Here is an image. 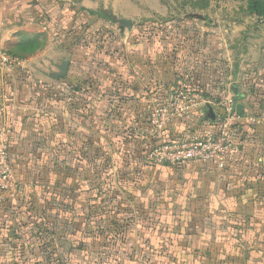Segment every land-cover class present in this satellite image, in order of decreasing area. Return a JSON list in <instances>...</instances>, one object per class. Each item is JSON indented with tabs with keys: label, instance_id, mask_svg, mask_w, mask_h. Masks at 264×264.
<instances>
[{
	"label": "rangeland",
	"instance_id": "obj_1",
	"mask_svg": "<svg viewBox=\"0 0 264 264\" xmlns=\"http://www.w3.org/2000/svg\"><path fill=\"white\" fill-rule=\"evenodd\" d=\"M85 10L92 11L94 14H89ZM110 14L118 19L132 20V30H122L119 24L112 21ZM190 14H198L203 19L192 18ZM13 27L17 30L13 38L2 41L4 30ZM262 30L264 32V26ZM0 44L20 62H50L40 68L35 63H31L32 67L20 69L28 78L31 91L38 92L41 96H51L58 90L63 92V80H68L70 76L92 83L94 80L99 82L102 79L103 91L100 90V93H103V100L99 103L103 108L105 124L103 141L98 143L101 149L99 158L104 161L108 157L105 155L106 152L116 151L113 154V164L116 162L117 166L114 165L111 168H114L115 173L118 172L116 188L124 187V189H117L116 192L120 194L118 199L127 201L133 212L129 217L130 231H122L118 235L114 232H104V230L101 232L91 226L85 227V219H78L75 224H79L81 231L78 229L77 235L74 236L76 238L74 244L70 241L64 243L57 241L53 249L49 245L44 250L45 254H50V257L43 255L40 251L41 256L35 258V261L41 262L40 264H109L106 262L108 258H119L123 260L119 264H173L174 257H177L175 264H182L180 262L185 260H181V255H169V251H165L160 244L162 235L154 231L151 226L147 227L150 222L153 223L151 218L160 215V219L154 220L175 223L186 235L199 231L210 236L212 231L219 228H221L220 232L224 233L223 225L228 224L231 218L228 213L231 212L238 213L237 217L249 218L251 222L248 224L253 230L248 231L246 234L248 237L257 235L255 250L250 258L252 261L249 260V262L252 264L264 262L262 252L259 253V250L264 251V244L259 239V220L264 219V200L259 199V187H263L262 190H264V181L259 180V170L247 175L252 179L250 180L255 185L254 189L248 187V184L239 183L240 181L236 180L239 176H236L230 179L229 188H232L230 192L225 190L223 193L221 190L219 194L216 189L215 192L213 191L215 195L209 196V198L215 197L218 202L227 201L228 203L227 207L220 205L227 211L222 212L224 216L217 218V221L221 223L216 221L214 224L216 228L209 225L208 214H214L212 211L203 214V225L200 218L192 220L189 212L183 213L180 219L178 218L180 217L178 213L182 209L180 207L186 205L188 198L203 204L206 201L204 198L211 190L209 186L202 180L197 182L198 184H189L185 177L177 176L189 171V165L156 166L152 164L147 155V149L150 148L152 140L148 135L141 133L145 128L138 130L140 143L138 152L127 150V145L117 140L113 119V114L118 110L113 99L118 87L116 83L122 82L121 90L127 91L128 76L143 79L149 73L143 71V55L146 57L149 55L153 62H161L163 66H168L177 79L180 77L184 80L188 77L184 78L183 72L194 66L193 62H199V60L208 62L205 59L206 54L213 56L211 62L258 59L259 18L250 13L247 0H0ZM38 56H41L40 61L37 60ZM65 62H69L68 73L60 80L59 87H53V74H60ZM133 62H137V67L132 65ZM160 64L153 65L155 67L151 68L152 75L154 72L160 73L163 67ZM165 70L164 68L163 71ZM171 72L166 71L167 74ZM76 81L73 79L71 87H68L72 94L71 107L74 110H78L82 102L77 95L82 86L74 83ZM187 81L192 84L191 81ZM92 85L95 90L96 85ZM54 101L55 105L63 106L62 97L55 95ZM143 117L147 119L148 116ZM98 129L100 130V127ZM93 154L95 153L92 151L88 152V158ZM107 166L110 167L111 163ZM83 167L87 168L85 164ZM86 172L90 178L88 182L92 181L95 176L90 171ZM77 176L74 175L75 178H78ZM233 180L236 181L233 182ZM62 187L63 184L51 191L45 190L47 194L50 192V196L51 192L56 190L53 194L56 207L60 204L63 207L65 201L72 204L71 198L65 195ZM143 190L147 191L143 193ZM34 192L35 190L31 188L27 189L26 197L11 207L17 219L25 224L40 220L42 228L49 227V233L55 236H68L73 232V226H63L60 219L55 218L56 209H43L42 214L41 209L44 204L41 203L40 212L36 211L39 209V204L36 203L37 194ZM39 192L44 194L41 190ZM82 198L76 200L77 208L87 213L92 206L91 199L95 198L94 193ZM107 198V195L103 194L99 203H103ZM45 206H51V204L46 203ZM178 206H180L179 209ZM175 215L177 217L173 220ZM13 216L10 215L8 218ZM69 216V214H63V217ZM164 216L168 219H164ZM241 222L244 223V221ZM199 225L202 228L198 230ZM245 227L244 225L243 228ZM24 231L27 230L24 228ZM91 231L101 235L88 236L87 234ZM79 232L80 234L83 232L82 238L79 237ZM110 241L113 242L108 244ZM224 241L225 239H222L220 243ZM178 242L174 247H177L178 251L186 250L185 241ZM228 243L229 241H226L225 246ZM28 249L31 250L30 244ZM200 250L206 252V247L201 244ZM219 250L225 251L222 252L223 256H227L228 251L236 253L239 248L226 249L220 245L217 248V251ZM185 253L187 256L191 254L188 251ZM163 254L166 255L164 258L161 257ZM152 255H156V259L152 260ZM143 258H146V263H142ZM0 262L1 264H31L34 261L31 263L22 261L18 256L14 260L3 259ZM186 264L191 263L186 260Z\"/></svg>",
	"mask_w": 264,
	"mask_h": 264
},
{
	"label": "crops",
	"instance_id": "obj_2",
	"mask_svg": "<svg viewBox=\"0 0 264 264\" xmlns=\"http://www.w3.org/2000/svg\"><path fill=\"white\" fill-rule=\"evenodd\" d=\"M263 26L264 21L259 19L258 59L238 60V62H230L229 59L228 62H223V60L211 62L213 56L206 54L205 59L208 62H202V60L193 62L194 66L183 72L184 78L188 77L185 80L191 81L195 88L205 91L213 100L220 101L229 94L234 96L231 92L232 87L237 88L241 96V99L236 101L237 107L241 106V110L238 112V125L233 132L234 140L241 144L238 160L231 163L225 171L218 170L212 164L194 163L189 165V171L182 172L184 174L180 173L183 176L177 175L179 178L185 177L189 184H196L202 180L211 189L204 198L206 201L203 204L197 206L194 203L191 204L193 209L198 208L202 211L215 213L217 208L223 207L220 206L221 204H226L225 201L224 204L218 202L215 197V199L209 198L211 194L215 195L214 190L217 189L219 194H221V190L225 193V190L230 189V179L233 177L247 176L251 172L256 170L260 172L264 168ZM4 31L2 41H9L17 30L13 27ZM220 46L222 47V45ZM56 55L58 57V54ZM40 57L38 56V61H40ZM143 57V71L149 72L148 75L143 79L128 76L127 91L121 90L122 82L116 83L118 87L114 92L115 96H113L118 108L117 112L114 111L113 114L117 140H127V150L135 153L140 149L136 131L145 127L149 128V117L155 105L180 82L185 81L180 77L177 79L168 66H163L160 64L161 62H153L149 55L147 57L143 55ZM21 63V66L15 67L8 76H0V124H6L10 131V162L15 178L20 190L25 194L29 188L37 189V185H42L47 177L51 178L50 175L55 172L57 167H62V177L64 178L62 188L65 195H72L70 181L66 178L65 172L72 166L74 153V161H78L76 154L79 153V162H81L87 156L89 141H93L91 135L95 138L96 147L103 141L105 118L100 104L103 100V93H100L103 91V81L102 79L99 82L94 80L92 83L70 76L68 80H63V92L54 91L51 96L45 97L38 92L31 91L29 80L20 69H26L27 66L32 67L31 63H35L40 68L50 62ZM156 63L163 67L159 74H155V70H153L152 75L151 68H154L153 65ZM132 65L137 67V62H133ZM164 68L165 71H163ZM166 71L171 74H167ZM164 72L165 74H163ZM58 75L59 73L53 74V87L61 84L62 78H58ZM73 79L77 80L74 83L82 86L77 92L78 97L82 100L78 110L71 107L72 94L68 87H71ZM92 84L96 85L95 90ZM55 95L63 98L62 107L55 105ZM214 110L218 112L217 108ZM207 113V109L196 110L183 119L173 120L165 130V137L168 140L204 137L213 131L214 124V121L207 119ZM143 116L148 117L145 119ZM72 145H75V149ZM55 174L51 178L52 183H55V178L58 180L61 178V175L56 176ZM51 189L53 187L48 190ZM146 191L143 190V193ZM78 194L82 196L84 192L80 191ZM189 201L195 202L188 198L185 206L190 204ZM185 206L177 208L180 207L183 211ZM0 207L2 208L3 205L0 204ZM1 208L0 215L3 214ZM212 215L208 214L209 217ZM9 237L21 243L22 250L18 254L22 256L23 260L41 256L35 241H31L30 237L20 235H9ZM56 241L64 243L70 240H66L65 236H62L56 238ZM31 243L34 245L30 250L28 244Z\"/></svg>",
	"mask_w": 264,
	"mask_h": 264
},
{
	"label": "trees",
	"instance_id": "obj_3",
	"mask_svg": "<svg viewBox=\"0 0 264 264\" xmlns=\"http://www.w3.org/2000/svg\"><path fill=\"white\" fill-rule=\"evenodd\" d=\"M247 4H248V10L250 11L251 14H253L255 17L261 20H264V0H247ZM85 11H87L89 14H94V12L92 11H88V10H85ZM11 55L14 56L13 54ZM185 82H188V81L185 80ZM199 91H202V90H199ZM203 94L206 98L211 97L207 95L205 91L203 92ZM234 99L235 101H238L241 99V96L239 95L238 97H234ZM148 127H149V124H148ZM136 132L137 134L139 133L138 131ZM91 138L93 141L92 142L89 141L88 143L87 155H88V152H91V151L92 153H95V154H93V156L89 158L88 156H86L85 160H82L81 158L82 161L79 162V157H78L79 153L77 152L78 154H76V159L78 161L75 162L74 161L75 153H74L72 166L70 169H67L65 172L66 178L69 179L70 186L72 188V195L68 196L69 198H71L70 200L72 204L70 202L69 203H67L66 201L64 202L63 200L64 202V203L62 202L64 204L63 207L61 204L56 207L55 206L56 199H55V196L53 195L55 194L56 190H54L53 193L51 192V196L49 195L50 192L48 194L45 193V190H48L49 188H52V187L53 189H55L56 187H60V185L63 184L64 178L62 177V172H63L62 167H57L55 169L56 174L54 172L52 175H50L51 177L54 174L56 176L61 175L60 180L55 178L54 179L55 183H52L53 180L50 177H47L42 185H37V189L33 188V190H35L34 193L37 194L36 203L39 204V209H36V211L40 212V207L42 204H44L41 209L42 214L44 213L43 209L45 210H55L56 209L57 216L55 218L60 219V222H62L63 226H66V225L73 226V229H72L73 232H71L73 234L70 233L68 234V236L67 235L65 236L66 240L69 239L71 241L70 243L72 244H74V241H76V238L74 236L77 235L76 233L78 232V229H79V224H75L77 223L78 219H85V227L91 226V227L96 228L98 231L103 232L104 230V232H108V233L114 232L116 235L120 234V232L122 231L124 232L130 231V227H131V220L129 217L131 214H133V212L132 210H130L131 208L127 204V201L124 202L118 199V196L120 194L116 191L117 189H124V187L122 186L121 188H116V184H117L116 176L118 172L115 173L114 168H111V167H114V165L117 166L116 162L113 164L114 162L113 154H115L116 151L113 150L111 152L110 151L106 152L105 155L108 157L104 161H102L99 158V153L101 149L99 145H97V147L95 146L94 136L91 135ZM126 141L127 140L124 139L119 142L126 145ZM72 146H73V149H75L74 147L75 145H72ZM121 156H123V154H121ZM110 163H111V166L108 167L107 165H110ZM84 164L87 167L86 169L83 167ZM103 166H105L104 170H102ZM72 169L74 173L72 172ZM86 171H90V173H92L93 176H95L90 182H88L90 178L88 177V173ZM74 175H78L77 176L78 178H75ZM250 179L251 178H248L247 176H243V177L237 178L236 180H239L240 181L239 183H242L243 185L248 184L247 185L248 187H250L251 189H254L255 185L253 184V182H251L252 179L251 180ZM236 180H233V182H235ZM259 180L264 181V168L262 171L259 172ZM46 182L47 184H45ZM130 185L131 183L129 184V186ZM84 188H86V190ZM262 188L263 187L261 188L259 187V199L260 200H264V190H262ZM230 189L228 190L229 192H230ZM39 190H41V193L44 192V194H39L40 193ZM74 190H76L77 192H75ZM48 191H51V190H48ZM80 191L84 192V195L80 196L78 194ZM93 193H94L95 198H92L90 201L92 203V206L89 208V211L87 213L86 212L84 213L83 209L77 208L78 202L76 203V200L79 199L80 197L82 198L88 194H93ZM103 194L107 195L108 198L105 199L103 203H99V199L100 197L103 196ZM26 195L27 193L23 194V192L20 190V187H19L17 194L13 198L0 202L1 206L3 205L2 208L0 207L3 213L0 216V261L3 259H7L8 261H11V260H14V258H17L18 256L22 261H24L22 259V256L18 254V252L22 250L20 248L21 243L16 242V239L10 238L9 235H12V236L28 235L27 237H30L31 241L33 240L35 241L34 243L39 248V251L43 252V255L45 254L44 250L47 249L49 245L53 249V246L57 242L56 238L62 237L60 235L55 236L53 233H49L50 231L49 227L42 228V221L40 220H34L27 224H23L21 223V221L17 219V215L14 213L11 207H13L14 203L20 202L21 200H23V198H25ZM195 202L189 201L190 204L188 206H185L183 211L182 210L180 211L181 214L178 213L180 216L178 218L182 219L181 217L182 214L189 212V214L191 213L192 220L200 218L201 225H203L204 224L203 214L205 215V213L208 211H202L198 208L193 209V205H191L192 203L196 204V206L198 205V203L197 202L195 203ZM46 203L51 204V206H45ZM225 203H226L225 206L227 207L228 205L227 201ZM19 206H20V203H19ZM226 211L227 210L224 208V206L223 208H220V207L217 208V211L212 216L210 217L208 216L209 217L208 220H210L209 225L216 228L214 224L217 221V218L220 216H224V213L222 212H226ZM9 214L11 216L14 215L13 218H8V216H10ZM63 214L64 215L69 214L70 216L63 217ZM166 214H171V213L166 212ZM228 214L230 215L231 218L228 220V224L225 223L223 225V228L225 227L224 233L220 232L221 228H219L218 230L216 229L212 231L210 236L205 235L206 233L204 232L196 231L195 227L193 228H194V231L196 232H194L193 234H190V235L183 234L182 228H179L175 223H171V224L170 222L162 223L160 220H154L158 218L160 219L161 218L160 215L155 216V218L153 219L151 218V221L153 220L154 224L150 222V224L147 227L151 226V228H153L154 231L162 235V242L160 244H162L165 251H169L168 252L169 255L171 254L181 255V260H185V262L183 261L180 262L182 264H186V260L190 261L191 264H252L249 262V260H251L250 259L251 253L255 250V238L257 235L252 236V237H248L246 235L248 231L253 230V228L249 227L250 224H248L251 221L249 220V218L247 219V218L237 217L238 213L230 212ZM42 217L44 216L42 215ZM175 217L177 216L175 215L173 217V220L175 219ZM163 218L168 219L167 216H164ZM164 221H167V220H164ZM241 221H244V223H242ZM217 223H221V222L217 221ZM201 225H199L198 230L202 228ZM244 225L246 226L245 228H243ZM24 228L27 231H24ZM28 229L30 230L28 231ZM187 230H189V228ZM12 231H13V234H11ZM79 231H81V229H79ZM79 235H80L79 237L82 238L83 232L81 234L79 232ZM87 235L88 236L89 235L100 236L101 234L91 231V233ZM193 237L195 238L193 239ZM178 239L181 240V242L185 241L184 243L187 246L186 250L178 251L179 249L177 247H174L179 243ZM222 239H225V241L220 243ZM259 239L264 244V219L259 220ZM226 241H229V243L225 246ZM112 242L113 241H110L108 242V244ZM121 242L122 243L124 242V238H123V241ZM199 243L200 245L202 244L203 246L206 247V252H203L200 250ZM33 245H34L33 243L30 244L31 247H33ZM220 245H223L224 248L226 249H229L232 247H238L239 250L236 253L232 251H228L229 253L227 252V256H223L222 252H225V251H222V250L217 251V248ZM126 249H128V246H126ZM186 251H188L191 254L187 256L185 253ZM261 252L263 255L262 259L264 260V251L259 250L260 254ZM45 256L50 257V254L46 253ZM165 256L166 255L163 254L161 257L164 258ZM151 259L152 260L156 259V255H152ZM176 259L177 257H174L173 264H175ZM25 260L28 261L29 263L34 261L31 264L41 263V262H37V260L35 261V258L33 259L29 258ZM211 260H215V261H211ZM122 261L119 260V258H116V259L108 258L106 262L109 264H112V263L119 264ZM141 261L142 263H146V258L141 259ZM260 264H264V262Z\"/></svg>",
	"mask_w": 264,
	"mask_h": 264
},
{
	"label": "built area",
	"instance_id": "obj_4",
	"mask_svg": "<svg viewBox=\"0 0 264 264\" xmlns=\"http://www.w3.org/2000/svg\"><path fill=\"white\" fill-rule=\"evenodd\" d=\"M21 64L0 44L1 77L8 76ZM208 107L218 109L212 132L196 139L168 140L165 137V130L173 120ZM238 120L237 104L232 94L216 101L206 98L191 83L182 81L155 105L149 117V128L141 131L152 140L147 149L148 160L156 166L207 163L225 171L241 153V144L233 138ZM10 144V131L6 124H0V202L13 198L19 189L10 162Z\"/></svg>",
	"mask_w": 264,
	"mask_h": 264
},
{
	"label": "water",
	"instance_id": "obj_5",
	"mask_svg": "<svg viewBox=\"0 0 264 264\" xmlns=\"http://www.w3.org/2000/svg\"><path fill=\"white\" fill-rule=\"evenodd\" d=\"M190 17L192 18H199V19H203L202 16L198 15V14H190L189 15ZM110 17L112 19V21L116 24H119L120 25V28L122 30L124 29H128V30H132L133 28V21L132 20H129V19H118L115 15L113 14H110ZM68 70H69V62H65L62 66V70H61V73L57 76L58 78H63L67 75L68 73ZM231 92L234 94V96H239V91L237 88L235 87H232L231 88ZM241 110V106H238L237 107V111L239 112ZM207 119L211 120V121H214L215 118H216V112L214 110V108L212 107H208L207 108Z\"/></svg>",
	"mask_w": 264,
	"mask_h": 264
}]
</instances>
